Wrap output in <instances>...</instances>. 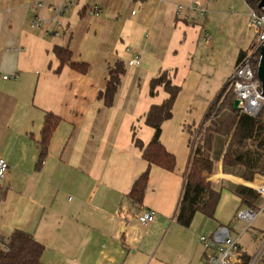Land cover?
<instances>
[{"label": "crops", "instance_id": "crops-1", "mask_svg": "<svg viewBox=\"0 0 264 264\" xmlns=\"http://www.w3.org/2000/svg\"><path fill=\"white\" fill-rule=\"evenodd\" d=\"M240 4L237 13L248 18L245 0H232L229 7L235 11ZM95 5L100 14H89ZM227 5L221 0H0V156L10 165L0 181L7 190L0 199L2 237L15 228L28 230L45 245L44 264L207 262L212 250L199 237L229 227L222 214L226 200L221 197L214 217L197 212L189 226L177 221L176 213L197 149L190 144L192 129L200 122L211 126V119H204L213 101L199 92L208 71L193 67L212 45L204 37L211 29L209 16L230 11ZM190 6L202 8L204 16ZM37 17L42 20L33 27ZM57 44L69 45L78 61L87 62V73L68 67L57 73L52 52ZM138 55L140 65L130 66ZM119 61L125 73L107 105L109 69ZM164 71L181 86L161 137L177 164L174 171L151 166L143 203L133 205L129 191L148 168L134 140L147 144L154 134L145 114L168 93L159 87L152 95L150 81ZM51 111L62 122L38 165L44 118ZM209 144L215 168L203 175L222 193L229 190L238 211L240 198L229 186L241 178L222 172V142L216 138L214 149ZM145 209L155 210L156 217L144 226L138 215Z\"/></svg>", "mask_w": 264, "mask_h": 264}, {"label": "trees", "instance_id": "trees-1", "mask_svg": "<svg viewBox=\"0 0 264 264\" xmlns=\"http://www.w3.org/2000/svg\"><path fill=\"white\" fill-rule=\"evenodd\" d=\"M248 7L260 9L261 0H245ZM52 52L57 58L59 66L54 69L57 73L65 67L76 72L87 73V62L78 61L74 57V50L69 45H54ZM248 52L241 50L236 61V66ZM256 62L259 52L257 51ZM125 73L123 62H117L109 69V79L105 91V102L112 105L113 96L117 92L121 76ZM150 93L155 94L159 87L168 93L167 98L161 103L153 104L145 114V123L150 126L154 134L145 144L135 138V145L141 150L142 158L148 161V168L134 182L129 191V200L133 205H141L145 198L147 185L150 178V167L155 165L168 171H174L177 160L175 154L168 151L161 141L162 125L172 118V111L176 98L181 91V86L172 81L169 72L164 71L150 81ZM235 94L230 88V83L217 96L209 107L204 122L211 119V126L206 131L192 154L186 172L182 197L178 204L176 219L181 224L189 226L197 212L214 217L222 197V189H216L203 173L212 172L215 168V159L209 154V143L217 140L222 142L223 149L220 154L221 170L237 176L247 182L255 180L258 176L264 177V107L258 115L252 116L241 113L234 108ZM40 141L41 153L37 164L41 165L46 158L54 132L62 122L54 112L45 114ZM190 144L192 145L191 141ZM219 144L216 148H219ZM229 189L240 198V204L247 208H259L262 196L254 189L244 184L235 183ZM7 190L0 188V199L6 196ZM0 243V264H44L42 257L45 245L36 240L31 232L21 228L13 229L8 236L3 237ZM242 264H249L250 259L241 255Z\"/></svg>", "mask_w": 264, "mask_h": 264}, {"label": "rangeland", "instance_id": "rangeland-1", "mask_svg": "<svg viewBox=\"0 0 264 264\" xmlns=\"http://www.w3.org/2000/svg\"><path fill=\"white\" fill-rule=\"evenodd\" d=\"M221 1L223 4H228L226 7L230 8V11L226 13L211 14L207 22L205 21L207 25H209V22L211 23V29L208 28V33L211 35L212 45H206L207 58L198 60V62L196 59L195 67H193L196 68L197 66L200 67V69L208 71V76L205 75L202 78L199 92L204 93L203 97L209 98L210 101L213 102L226 87L232 74L235 72V60L239 51L243 50L251 53L257 52L255 41L252 42V37L249 32L247 33V30L249 29V15L247 18V16L244 17L240 13H237L241 12V4L238 9L234 11L229 7L232 0ZM237 1L239 3L241 1L242 3V0ZM230 88L232 89L231 83ZM192 130H194V132L192 131L191 143L196 149L199 146V143L202 144L201 138L206 131V124L200 122L197 126H194ZM257 178L264 181L263 176H258ZM222 196L223 202L226 200V206L222 211L223 219L228 220L226 223L230 227L231 234H233L234 238L239 237L238 242L243 249V251L241 249L240 253H246L252 258L260 251V246L264 242V211L260 212L249 229L245 230L248 224L235 218L237 209H235L234 205V196L229 193L228 189L223 191ZM259 203V208H256V211L261 210L264 206V197L261 198ZM239 206H242L241 209L247 208L238 203V207ZM258 233H260L259 239L258 237L255 238V235ZM2 239L3 237L0 231V243L2 242ZM256 264H264V253Z\"/></svg>", "mask_w": 264, "mask_h": 264}, {"label": "built area", "instance_id": "built-area-1", "mask_svg": "<svg viewBox=\"0 0 264 264\" xmlns=\"http://www.w3.org/2000/svg\"><path fill=\"white\" fill-rule=\"evenodd\" d=\"M178 8L182 9L183 7L178 6ZM190 8H195L198 10L202 17L205 14V11H203L202 8H199L198 6H190ZM88 11L91 15H99L101 12L99 6L97 5H95L93 8H90ZM55 12L56 19H58L59 15L61 14V10L56 9ZM133 13L136 12L134 11ZM41 20L42 18L40 17L35 18L32 26H39ZM248 22L249 34L253 41H255L257 46L256 49L259 52L258 61L256 62L257 56H255V52H248L247 56L236 66V70L232 74L229 83L232 84V90L235 94V98L239 99L240 112L247 115L249 114L256 116L264 107L262 82H260L257 75L261 61L260 48L261 46H264V7H260L259 10L250 7ZM204 37L208 43L212 42V38L207 32H205ZM140 63V55L129 60L130 66H138ZM5 78H9V76L5 75L4 79ZM9 169L10 165L8 161L3 156H0V180H3L8 175ZM239 181L249 188H254L262 197H264V182L256 184L255 181ZM262 211H264V206L259 211H256L252 208L239 209L236 212V218L248 224V226L245 228V230H248L252 222ZM155 217V210L145 209L138 215V221L144 226L150 225L155 220ZM199 239L205 248H210L212 250V253L208 257L205 264H237V262L241 260V249H239L238 243L239 239H236L233 237V235H231L229 227L221 225L211 234V236H200ZM263 253L264 242L260 246V251L257 252V254L250 260L249 264H256Z\"/></svg>", "mask_w": 264, "mask_h": 264}, {"label": "water", "instance_id": "water-1", "mask_svg": "<svg viewBox=\"0 0 264 264\" xmlns=\"http://www.w3.org/2000/svg\"><path fill=\"white\" fill-rule=\"evenodd\" d=\"M259 7H264V0L260 1ZM260 52H261V61H260L257 75H258V79L260 80V82H262V89L264 93V46H261ZM234 108L239 109V99L237 98L234 101Z\"/></svg>", "mask_w": 264, "mask_h": 264}]
</instances>
